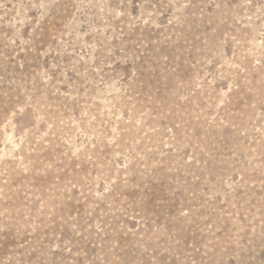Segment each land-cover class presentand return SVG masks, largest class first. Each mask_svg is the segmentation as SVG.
I'll return each instance as SVG.
<instances>
[{
    "label": "rangeland",
    "instance_id": "374dc122",
    "mask_svg": "<svg viewBox=\"0 0 264 264\" xmlns=\"http://www.w3.org/2000/svg\"><path fill=\"white\" fill-rule=\"evenodd\" d=\"M0 264H264V0H0Z\"/></svg>",
    "mask_w": 264,
    "mask_h": 264
}]
</instances>
